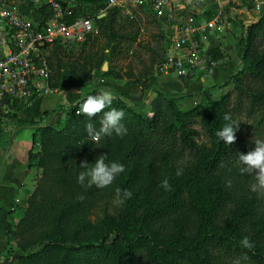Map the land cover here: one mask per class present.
Returning <instances> with one entry per match:
<instances>
[{
	"label": "trees",
	"instance_id": "16d2710c",
	"mask_svg": "<svg viewBox=\"0 0 264 264\" xmlns=\"http://www.w3.org/2000/svg\"><path fill=\"white\" fill-rule=\"evenodd\" d=\"M68 1L75 7L72 19H91L98 34L75 44L86 52L82 62L78 59L65 63L59 52L62 49L67 51L69 46L59 42L47 49L50 87L77 94L73 104L63 108L60 124L33 131L32 145L39 142L41 149L39 153L29 151L27 162L28 167H32L37 161L41 177L21 220L17 223L13 221L10 204L0 209V230L5 233L8 245L6 257H16L17 264H236L237 260L240 264H264V199L257 198L254 193L247 198L243 213L240 215L233 211L230 221L219 220L223 207L218 203L210 206L198 200L191 202L189 211L194 221V235L198 239H190L184 246L159 248L146 235L161 221H170L171 214L176 212L171 208L188 196L197 181L221 178L227 183L229 177L240 174L237 154L252 151L254 143L241 135L247 129L246 124L238 123L236 116L244 114L248 121L253 122L254 135L264 140V50L257 53L254 50L256 42L264 39V12L257 22L245 27V39L241 41L244 70L237 75H229L222 84L211 88L227 87L233 81L236 94L233 109H229L230 96L207 107L196 104L183 109L178 103L192 95L159 91L173 114V122L164 126L160 117H143L134 111L135 105L117 94H114L109 109H103L90 121L80 115L79 105L89 96L80 93L93 88H88L86 84L88 76L96 73L102 78L122 79L124 76L119 70L109 67L102 72V66L105 62L116 63L134 45L140 47V28L136 20H129L121 9L105 10L106 0ZM21 4L24 13L39 24L43 25L51 16L48 6L35 7L25 0ZM145 10L148 12L146 15L151 17L152 11ZM214 14L207 10L203 12V17L209 20ZM97 42L103 45L91 54ZM142 49L158 55L159 60L152 67L153 72L158 71L165 62V51L161 47V54L148 47ZM219 49L220 46L215 45L211 54L216 62L221 59ZM252 56L254 59L250 60ZM35 99L11 103L5 115L8 118L9 114L22 110ZM111 108L125 112L123 123L128 133L122 138L114 135L97 140L89 135L86 125L92 123L98 128V118ZM225 113L239 124L235 141L230 146L219 142L215 135L224 124ZM199 135L208 138L210 144L197 157L195 139ZM104 154H107L106 163H121L125 171L105 188L78 183L81 161L94 163L97 157ZM148 156L152 158L146 171L149 185L156 184L152 180L155 175L151 169L156 167V158L170 162L197 157L194 176L177 178L175 191H165L168 199L175 200L172 207L158 209L154 205L151 211L145 212L144 208L148 205L142 206L133 200L140 194L135 189L141 166L139 160ZM117 188L133 192L132 198L118 208L113 206ZM161 193L165 194L162 190ZM154 194L159 195L148 191V198L151 199ZM91 216L95 221L90 219ZM244 237H248L253 244L251 249L241 246ZM178 241L177 238L172 243ZM11 242L17 243L16 251L9 247ZM245 256L246 260L243 259Z\"/></svg>",
	"mask_w": 264,
	"mask_h": 264
},
{
	"label": "rangeland",
	"instance_id": "374dc122",
	"mask_svg": "<svg viewBox=\"0 0 264 264\" xmlns=\"http://www.w3.org/2000/svg\"><path fill=\"white\" fill-rule=\"evenodd\" d=\"M7 2L13 7H18L24 14V16H27L34 20L33 17L24 13V11L21 9L23 7L21 3H23L24 0H7ZM257 4H262L264 6V0H224L223 19L230 21V23L228 24V26H225V28L217 30L216 32H210L206 34L205 43H208L210 45L209 48H207L209 58L203 64V68L199 71H196L192 75V78L182 76L179 77L173 71H163L162 66L164 63L158 71L153 72L152 67L154 63L159 60L158 55L148 52L142 49V47L154 49L158 54H161V47L166 53V60V58L169 57L167 55V51L170 48V31L165 22H162L155 18L153 13L150 14L151 17H148L146 15L148 12L145 9L131 7L123 8L122 11L124 13V16L128 17L129 20L130 18L131 20H136L139 25L140 35L138 44H140V47L138 45H134L132 50L127 54L121 55L116 63L113 62L108 64L107 62H105L103 64V66L105 65L107 67L106 71L109 67H112L117 71L119 70L121 72L120 74L124 76L122 79H113L111 77L102 78L96 73L95 75L92 73L90 76H88L86 84L88 88H93L83 90L80 94L94 95L95 88L101 90L109 89L107 88V84L112 83H114V85H121L123 86V88L125 87L124 89H126V91L135 88L138 92L140 90L141 99L137 100L136 96H130L128 98L124 97L131 105H135L134 111L147 118L158 116L161 118L162 124L164 126H169L173 122V114L168 108L166 100L159 95L160 79L174 76L180 80L181 84L186 86L188 83L196 81L197 79H199V77L206 75V72L214 67L213 64L234 59L236 57V53H238L239 51L241 52L242 50L243 45L241 41L245 39V27L250 26L254 22L253 18L256 19V17L259 16L255 14L254 11L255 5L257 6ZM181 6L183 7L184 11L182 17L183 19H185L187 16L195 14H198V17H203V12L207 11L200 0H183ZM222 41L223 43L225 42L226 47L222 46ZM101 45H103L101 42H97L96 47L93 51H91V54H94ZM215 45L220 46L219 54H221V59H219V61L217 62L214 61L211 57L213 47ZM66 46H69V49H67V51L62 49L63 51L59 52L60 57H63L65 63H70L71 61L75 62L78 59L80 62L83 61L86 52H83L81 47H78L75 44H69ZM254 46V50L256 51V53L264 50V39H259ZM44 53L47 56V50ZM253 59L254 56L250 57V60ZM243 70L244 64L240 56L239 62L232 72V75H237ZM106 71L102 70V72ZM128 75L130 76L128 77ZM204 85L206 86L205 91L207 92V94H204L202 101L197 104H202L207 107L210 105V103L220 102L225 96H230L229 109H233L232 107L236 102V94L234 93L235 84L233 81H231L227 87L214 90L213 92H211V88L213 87V85L208 82L204 83ZM137 87L139 88V90ZM101 90H99L98 92H100ZM56 91L58 93H54L49 98L42 99L43 103L48 106V108H46L47 111L43 113L44 118H46L47 120L48 116L50 117L56 113L57 122L53 124L61 122V115L64 114L63 108L72 105L77 94L73 91L60 89H56ZM255 91L256 90L254 89V92ZM114 94L116 95L117 93ZM149 94L158 96L160 101V105L157 104L154 110L150 105H146L147 99L150 96ZM117 95H119V93ZM131 97L134 100L131 99ZM183 109H187V107H184ZM12 115L9 114V118H12ZM5 117L7 118V115H5ZM236 121L240 124H246L247 129L245 128L246 131L241 135H243V137L246 138L247 141L254 143L257 139H259L254 135L252 128L253 122L248 121L244 114L236 116ZM44 126H48V124ZM39 127H43V125H38L37 127L33 126V130ZM195 141L198 145L197 157H199L206 151L205 146L208 147L210 141L203 135H199L195 139ZM40 149V143L36 142V144L32 145L31 151L33 153H39ZM197 157L195 158L193 156L183 159L182 161L170 162H166L162 159L156 158V167L151 168L155 175L152 180H154V182L156 183L153 185H149V181L147 180L148 177L146 176V171L147 169H149L148 166L152 158L151 156L141 158L139 160V162L141 163L140 173L135 184V189H137L140 194L134 197L133 200L135 201V203L141 204L142 206L144 204H147V208H144L145 212L151 211L154 208V205H156L158 209H162L164 206L172 207V203L175 200L168 199V195L165 193V191H175L177 186L174 185V182L177 178L183 177L185 175L194 176V168L197 164ZM33 167L37 168L38 172V176L35 180L33 188L34 190L37 186V181L41 177V170H39L37 167V161L33 162ZM177 171H181L182 174L177 176ZM168 178H170V180ZM164 179H168L169 181V190H164L160 187V183ZM229 181H231L230 185ZM253 182L254 180L251 176L240 174H234L229 177L227 183H225L221 178H215L203 182L197 181L196 186L191 190L188 196H185L183 201H180L177 205L171 208L176 212L173 215L171 214L170 221H161L155 228H152L149 233H146L147 237L155 246L159 248L177 247V245L179 244L184 246V244L186 242H189L190 239H198V237L194 235V221L189 211L191 202L198 200L199 202H204L206 204H209L210 206L218 203L221 207H223L220 213L219 220L230 221V214H232L233 211H236L240 215L243 213L247 198L251 197V194H253V192L250 191V184ZM161 190L165 194H162ZM148 191L155 192L159 195L155 196L154 194V197L149 199ZM254 194L258 196L257 198L263 197L264 199V196L258 195L256 193ZM254 194L252 196H254ZM29 198L26 201V208L23 212V216L28 207ZM90 219L95 221V218L93 216H91ZM177 238L179 239V241L177 243H172L176 241ZM9 247L14 251L18 249L16 242H11ZM10 262L11 264H17L18 260L16 257H12Z\"/></svg>",
	"mask_w": 264,
	"mask_h": 264
},
{
	"label": "built area",
	"instance_id": "2783aa9c",
	"mask_svg": "<svg viewBox=\"0 0 264 264\" xmlns=\"http://www.w3.org/2000/svg\"><path fill=\"white\" fill-rule=\"evenodd\" d=\"M35 7L48 6L50 18L42 25L24 16L18 7L0 0V121H4L11 103L31 98H49L54 93L49 85L50 70L45 51L55 42L81 44L98 34L91 19H72L68 0H25ZM183 0H106L105 10L117 8L150 9L155 18L165 22L170 31L169 57L163 71L189 77L203 68L209 58L206 34L216 32L230 23L223 19L224 0H200L206 10L214 12L207 20L198 14L183 19ZM255 14L264 12L255 5ZM208 46V45H207ZM13 210V208H10Z\"/></svg>",
	"mask_w": 264,
	"mask_h": 264
},
{
	"label": "crops",
	"instance_id": "0c3cea01",
	"mask_svg": "<svg viewBox=\"0 0 264 264\" xmlns=\"http://www.w3.org/2000/svg\"><path fill=\"white\" fill-rule=\"evenodd\" d=\"M73 9L75 7L72 5V12ZM253 19V23L257 22V19ZM209 46L206 43V48H209ZM222 46L226 47L223 41ZM240 56L241 52L239 51L236 53L234 59L213 64L214 67L206 72V75L188 83L186 86L181 84L180 80L172 75V77L160 79L159 91L172 95L189 93L192 95L190 98L178 103L179 107H187L189 109L201 102L203 95L207 94L204 83L208 82L215 86L222 84L228 79L239 62ZM107 86L114 93H119V95L125 98L136 96L137 100L141 99V92L138 87L139 92L135 88L126 91L125 87L123 88V86L117 84L114 85V83L107 84ZM99 90L101 89L95 88V93ZM149 95L146 105H150L154 110L157 104L160 105V101L158 96ZM132 97L131 99H133ZM42 99L44 98H36L22 110L14 112V117H5L2 124H0V209L6 204H10L13 208V210H10L12 212L11 218L15 223L23 216L26 201L33 191L35 180L38 176L37 168L33 166L28 167L27 162L28 152L32 149L33 126L52 125L57 122L56 113L50 117L48 116L47 120L44 118L43 113L47 111L46 108L48 106L43 103ZM7 246L6 235L0 230V264H11V258L6 257Z\"/></svg>",
	"mask_w": 264,
	"mask_h": 264
},
{
	"label": "clouds",
	"instance_id": "9594fccd",
	"mask_svg": "<svg viewBox=\"0 0 264 264\" xmlns=\"http://www.w3.org/2000/svg\"><path fill=\"white\" fill-rule=\"evenodd\" d=\"M114 99V92L112 89H104L95 95H89L79 105V113L83 114L89 121L96 114L101 113L103 109L108 108ZM125 112L116 108H111L103 112L99 119V127L96 128L92 123H88L86 128L89 135L99 140L112 136L124 137L128 133V129L123 123ZM224 124L216 131L215 135L219 142L228 146L234 143L235 133L238 129V123L233 120L232 116L228 113L223 115ZM107 154L100 155L96 158L95 162L87 163L81 161L78 175V183L88 187L95 186L97 188H105L110 186L116 178L125 171L124 165L118 162L106 163ZM237 167L241 175L251 176L254 180L250 184V191L258 195L264 196V140L257 139L254 142V149L247 154H237L236 157ZM181 171H177L176 175H181ZM231 181H229V185ZM160 187L164 190H169L170 184L168 179H164L160 183ZM133 196L130 190L116 189L115 198L113 200L114 207L124 205ZM241 246L244 249H251L253 244L248 237L241 240ZM247 259V257H243ZM236 264H240L237 260Z\"/></svg>",
	"mask_w": 264,
	"mask_h": 264
},
{
	"label": "water",
	"instance_id": "95a60500",
	"mask_svg": "<svg viewBox=\"0 0 264 264\" xmlns=\"http://www.w3.org/2000/svg\"><path fill=\"white\" fill-rule=\"evenodd\" d=\"M106 68H107V67L104 65V66L102 67V70H103V71H106Z\"/></svg>",
	"mask_w": 264,
	"mask_h": 264
}]
</instances>
